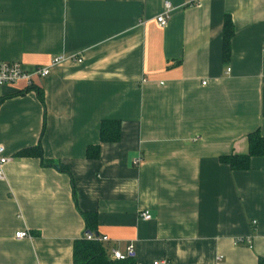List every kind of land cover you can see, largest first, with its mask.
<instances>
[{"label":"crops","instance_id":"crops-1","mask_svg":"<svg viewBox=\"0 0 264 264\" xmlns=\"http://www.w3.org/2000/svg\"><path fill=\"white\" fill-rule=\"evenodd\" d=\"M0 61L53 65L33 89L0 87V264H74L83 214L114 262L130 246L136 264L264 259V157L220 161L264 137V0H0ZM105 120L118 142H101ZM38 145L43 159L19 157Z\"/></svg>","mask_w":264,"mask_h":264},{"label":"trees","instance_id":"trees-1","mask_svg":"<svg viewBox=\"0 0 264 264\" xmlns=\"http://www.w3.org/2000/svg\"><path fill=\"white\" fill-rule=\"evenodd\" d=\"M234 34V25L230 16L225 18L224 23V44L223 53L224 60L230 58V42ZM29 87L27 89H33ZM42 98V93H38ZM121 123L119 121L105 120L100 126V140L102 143H116L121 135ZM249 152L246 155H227L220 158V161L229 166L232 170L244 171L250 168V162L254 157H264V137L259 132L252 133L248 137ZM87 158L96 160L100 156V147L92 146L87 149ZM19 157H37L43 159L42 148L38 145L35 148L26 149L20 152ZM60 171L69 173L68 168L60 163H49ZM88 227V233H93L96 226V216L93 214H83ZM86 233V234H88ZM85 234V235H86ZM74 264H136L133 257L125 261H111L109 260L105 248L101 243L91 242L86 240L85 236L82 240H78L74 244ZM258 264H264V259H259Z\"/></svg>","mask_w":264,"mask_h":264},{"label":"built area","instance_id":"built-area-1","mask_svg":"<svg viewBox=\"0 0 264 264\" xmlns=\"http://www.w3.org/2000/svg\"><path fill=\"white\" fill-rule=\"evenodd\" d=\"M171 11H173L171 3L166 2L163 13L159 15L156 19L160 27L167 26ZM65 60L66 58L64 57H57L53 60L52 64L55 66L61 62H64ZM71 60L81 62V59L78 58L75 59L71 58ZM51 67H45V68L38 67L37 69L29 71L25 69V67H23L22 63L19 62L10 63L6 61H0V87L14 85L20 82H24L27 85V87H32L35 84V79L44 78L50 74ZM5 151H6L5 148L0 145V180H3L5 178L4 167L9 162V158L5 155ZM141 162L142 159H137L134 161V164L138 165ZM141 216L143 220L151 219V215L148 212L142 213ZM28 237H30V235L27 231H22L16 234V238H18V240H22ZM85 238L88 241L97 242L101 244L108 241L107 237H101L92 232L86 234ZM112 256L115 261H119V260L125 261L128 258L134 256V248L130 246L127 249V254H123L119 250L113 249ZM155 264H166V262L164 261L162 263H155Z\"/></svg>","mask_w":264,"mask_h":264}]
</instances>
